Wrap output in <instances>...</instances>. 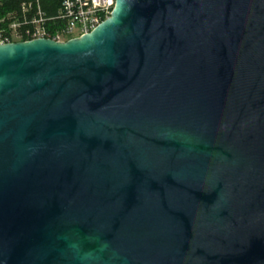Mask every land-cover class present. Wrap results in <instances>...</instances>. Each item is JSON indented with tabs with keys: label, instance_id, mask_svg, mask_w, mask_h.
<instances>
[{
	"label": "water",
	"instance_id": "95a60500",
	"mask_svg": "<svg viewBox=\"0 0 264 264\" xmlns=\"http://www.w3.org/2000/svg\"><path fill=\"white\" fill-rule=\"evenodd\" d=\"M0 264H264V0L0 45Z\"/></svg>",
	"mask_w": 264,
	"mask_h": 264
},
{
	"label": "built area",
	"instance_id": "2783aa9c",
	"mask_svg": "<svg viewBox=\"0 0 264 264\" xmlns=\"http://www.w3.org/2000/svg\"><path fill=\"white\" fill-rule=\"evenodd\" d=\"M115 0H0V45L48 39L65 42L107 20Z\"/></svg>",
	"mask_w": 264,
	"mask_h": 264
},
{
	"label": "trees",
	"instance_id": "16d2710c",
	"mask_svg": "<svg viewBox=\"0 0 264 264\" xmlns=\"http://www.w3.org/2000/svg\"><path fill=\"white\" fill-rule=\"evenodd\" d=\"M49 1H50V0H42L43 5L46 6V5L48 4ZM57 1H58V0H57ZM55 2H56V0H55Z\"/></svg>",
	"mask_w": 264,
	"mask_h": 264
}]
</instances>
